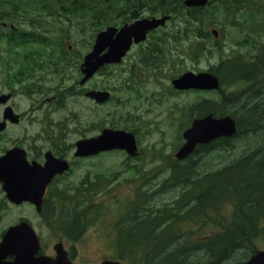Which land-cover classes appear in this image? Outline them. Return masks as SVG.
I'll return each instance as SVG.
<instances>
[{
    "label": "rangeland",
    "instance_id": "1",
    "mask_svg": "<svg viewBox=\"0 0 264 264\" xmlns=\"http://www.w3.org/2000/svg\"><path fill=\"white\" fill-rule=\"evenodd\" d=\"M250 1L248 9L236 11L230 16L224 10L230 2H216L221 10L214 17L207 14L205 23L201 25L209 33L207 39L200 38L195 33L200 25L191 20L188 8L183 9L186 13L176 8L172 12L175 16L172 14L167 25L154 32L144 44L135 46L122 64L108 68L103 74H97L83 87L79 84L82 79L80 65L91 50L99 31L90 25V21L78 22L75 18L68 19L58 13L53 16L38 11L33 16L36 26H30L26 21L12 22L0 16V37L3 36L0 40V95L13 94L9 105L21 114L20 123L7 129L0 143V155L13 144H19L27 149L31 159L52 151L73 162L71 173L59 178L51 188V200L61 206L63 203L58 201L61 192L65 195L76 194L78 189H82L83 181H94L96 177L102 180L106 178L104 182L99 179L101 187L106 185L104 192L100 190L97 195L79 199L84 206L85 200L91 199L92 203L89 205L97 209L91 213L87 232L79 242L50 234L43 218L26 207L17 209L7 205L6 221L19 216L29 217L44 242L51 244V249L52 245L62 241L69 249L83 252L88 261L102 256L117 257L115 226L127 211L128 204L140 200L145 202L143 206L161 208L171 206L177 200L180 187H162V182L170 171L169 164L176 159L175 154L184 143L183 132L196 117L197 105L204 99H221V94L215 91H177L172 86V80L188 71L208 72L220 61L238 55L252 60L263 53L264 0ZM44 2L51 11L57 8L60 10V3L49 0H36L38 4L35 9L42 10ZM172 8L173 5L168 7ZM229 10L231 11L230 8ZM251 11L254 12V18H247ZM153 13L155 12L151 11L145 15L151 17L159 14ZM127 18L128 16L117 18L114 25L127 22ZM255 23L261 28H257V32ZM12 24L17 28L16 36L21 31L46 36L51 48L40 49L45 54L44 59L49 60V52L55 51L56 55L53 54V57L57 59L52 58L58 62L63 59L65 69L61 73L53 70V66L48 70L39 69L34 79L28 81L33 83V87L29 89L28 82L12 83L10 77H14L22 69V61L27 56L25 54L28 51L36 52L40 48L36 43L9 44L5 37L12 31ZM186 26H189L188 30ZM213 30H217L218 38L212 34ZM157 45L163 48L161 52L147 57L148 48ZM12 46L14 47L11 48ZM152 60L160 64L150 66ZM242 85L237 83L222 89L225 94H230L242 89ZM69 88L72 95H67ZM87 89L108 90L112 93V100L97 105L83 95L81 90ZM227 108L230 112L235 111L231 109V105ZM104 128L135 132L139 156L129 158L124 151H112L97 157L76 158V142L97 136ZM242 148L241 146L240 149ZM229 158V151L219 150L210 157H205L202 164L221 167ZM142 192H145V196L140 197ZM2 198L0 189V200ZM6 202L9 201L6 199ZM219 209L220 219H216V222L213 219L206 220L204 223L217 224V230L220 231L221 226L229 221L226 218L234 212L235 205L225 201ZM177 228L178 237L183 240L188 233L196 241L207 238V234L211 232L204 225L199 226L186 220ZM197 231L203 235H196ZM253 247L255 251L264 249V232L253 239ZM247 253L251 252L236 250L222 264H236ZM142 254L135 257L143 259ZM143 262L146 263V260L139 264Z\"/></svg>",
    "mask_w": 264,
    "mask_h": 264
},
{
    "label": "trees",
    "instance_id": "2",
    "mask_svg": "<svg viewBox=\"0 0 264 264\" xmlns=\"http://www.w3.org/2000/svg\"><path fill=\"white\" fill-rule=\"evenodd\" d=\"M60 3V10L51 11L46 2L42 4V10L35 9L36 0H0V16L12 22L26 21L31 26H36L33 16L38 11L55 16L56 13L64 15L68 19L75 18L78 22L90 21V25L99 31L116 23L117 18L127 19L131 17L132 0H49ZM184 0H148V4H156L154 11L173 12L183 10ZM224 3L226 0H209L206 7L186 9L189 15L198 23L197 36L207 39L209 33L202 28L205 16L221 10L216 2ZM225 14L230 16L236 11L248 9L250 0H228ZM178 4V5H177ZM173 5L172 9H168ZM253 7V5H252ZM251 7V9H253ZM231 9V11L229 10ZM250 9V10H251ZM186 10H183L184 12ZM229 10V11H227ZM129 11V14H128ZM186 13V12H185ZM221 13H224L221 11ZM254 12L246 17H253ZM133 19V18H132ZM257 19L255 20V22ZM190 24V23H188ZM187 24V25H188ZM187 30L189 26H186ZM255 23V32H257ZM264 30V28L262 29ZM7 42L13 45H24L26 43L38 42L49 45L46 36H40L34 32H19L16 36L14 29L6 36ZM247 43V41L245 42ZM48 48V46H44ZM163 48L156 46L152 54L161 52ZM200 49V48H199ZM199 51V50H198ZM201 51V49H200ZM54 52V51H52ZM149 52V53H150ZM262 54L256 56L252 61L244 59L241 55L232 59L220 61L211 72L215 73L221 80L220 101L204 99L197 105L196 117H202L212 113L216 116L230 114L237 119L239 131L233 138H222L209 145L199 146L197 150L185 160H173L169 164V174L162 182V187L181 188L177 200L171 206L153 208L143 206L145 202L140 200L128 204L127 211L118 221L116 229L118 258L139 264H222L231 257L236 250H247L242 262L255 252L253 239L264 232V49ZM148 53V55H149ZM211 53V52H210ZM151 55V54H150ZM27 56L26 58H29ZM47 64L53 66V70L61 73L65 67L62 60L59 62L52 58ZM25 58V59H26ZM35 61V60H34ZM151 64H154L152 60ZM160 64V63H159ZM154 64L150 66H157ZM52 65V66H51ZM42 64L30 62L22 66L14 77H10L12 83L28 82L37 73L36 68ZM101 68L103 74L108 68ZM9 81V82H10ZM242 83L240 90L225 94L223 87ZM33 83L28 82V89ZM68 89L67 95L71 94ZM231 105L235 111L227 110ZM244 143V144H243ZM243 147L240 149V147ZM229 151L230 158L224 166H206L202 164L204 158L210 157L216 151ZM101 178L94 181H83L82 189L78 193L65 195L61 192L58 201L66 204H79L75 208L45 207L43 217L46 219H58L63 233L69 239L76 240L86 231L90 224L91 213L97 209L89 205L91 199H86V206L79 201L81 197H92L100 190L104 192L106 185L101 187ZM106 178L102 182H104ZM145 196V192L139 194ZM51 195L45 203L51 202ZM233 203L234 212L227 216L229 220L217 230V224H205L204 221L220 219L219 207L223 203ZM82 203V204H81ZM82 205V206H81ZM55 213H60L56 215ZM195 222L196 225H204L211 229L207 238L194 241L191 233L183 240L178 237L177 226L183 221ZM216 229V230H212ZM174 231V234H173ZM201 236L200 232L195 233ZM143 259L135 256H140ZM189 258V259H188ZM142 263V264H143ZM238 263V262H237Z\"/></svg>",
    "mask_w": 264,
    "mask_h": 264
},
{
    "label": "water",
    "instance_id": "3",
    "mask_svg": "<svg viewBox=\"0 0 264 264\" xmlns=\"http://www.w3.org/2000/svg\"><path fill=\"white\" fill-rule=\"evenodd\" d=\"M208 0H186L187 6H205ZM169 17L141 19L132 24L121 27L110 26L100 31L94 46L84 59L81 84H85L98 69L107 65L122 62L133 42L140 43L146 40L149 31L163 26ZM217 36V31L214 30ZM173 85L179 90L199 89L215 90L220 87L219 78L212 73L202 72L195 74L186 72L173 80ZM86 96L97 103H104L110 99V92L103 90H90ZM10 95L0 97V104L10 99ZM5 119L19 122V116L11 108L5 111ZM5 122L0 121V131L5 128ZM238 131V125L229 115L215 117L213 114L193 120L191 126L184 132L185 143L175 154L178 160L186 158L193 153L198 145L207 144L220 137L234 136ZM76 157H88L101 152L122 150L132 157L138 155V145L133 133L125 130L105 128L96 137L85 138L77 142ZM70 169L67 160L56 158L51 152L46 155L44 164L27 161L26 152L21 148H15L0 158V181L4 183L7 198L20 204L28 201L42 211V204L47 192V186L58 174H63ZM16 229L21 231H9L0 245V257L10 251L16 254V260L0 264H72L61 244L56 246L59 255L56 259L38 258L33 255L40 248V241L28 223H21ZM100 264H122L119 261L106 260ZM238 264H264V250L255 252L247 261Z\"/></svg>",
    "mask_w": 264,
    "mask_h": 264
},
{
    "label": "flooded vegetation",
    "instance_id": "4",
    "mask_svg": "<svg viewBox=\"0 0 264 264\" xmlns=\"http://www.w3.org/2000/svg\"><path fill=\"white\" fill-rule=\"evenodd\" d=\"M156 4H152L151 6L148 4V0H132V5H131V18L132 20L130 22H133L135 20L144 18V17H149L147 15H145L147 12H151V10L153 8H156ZM159 13V14H157ZM129 14V11H128ZM153 14H157V17H162L165 15H170L171 16V12H162L161 10L153 13ZM130 15V14H129ZM156 16V15H154ZM172 17V16H171ZM152 33L149 34V37ZM27 54H29V56H33L35 59L40 60V61H45L46 59H44V53L41 51H36V52H27ZM30 58H26L22 61V65L21 66H27L28 63H30ZM48 70V69H46ZM43 71V70H40ZM14 97V95H12ZM12 97V98H13ZM7 105H0V110H2V114H0V117L3 116L4 110L6 108ZM19 124V123H17ZM15 123H10L8 122L6 124V128L2 131H0V143L3 140L4 135L7 132V129L9 128V126L11 125H17ZM14 148H23L22 146H20L19 144H13L10 148L6 149L2 155H0V157L5 156L10 150L14 149ZM25 149V148H24ZM25 151L27 152V157L30 161L33 160H37L39 162H44V157H45V153H42L41 155L34 157V158H30L27 149H25ZM50 188V186H49ZM0 189L3 193V198L0 200V245L2 244L4 237L6 236V234L11 231H21V229H16V227H18L23 221L28 222L29 224H31L34 229L36 230V227L32 224V221L29 219V217H21L19 216L17 219H10L6 221V206L10 205L13 206V208H17V209H21L22 207H26L29 210H33L35 212H37L36 210V206L34 204L28 203V202H24V203H20V204H16L13 202H6V193L4 190V183L2 181H0ZM79 204H63V206H61L58 203H47L45 205H43V207H50V208H75V207H79ZM56 215L60 214V213H55ZM46 226L49 228V232L50 234H55V235H61L63 236L64 239L70 240L68 237H66L63 233L62 228L59 225H54L55 223H59L60 220L58 219H47V220H42ZM37 231V230H36ZM38 232V231H37ZM39 234V232H38ZM40 236V241H41V249L37 252L34 253L33 257L34 259H38V258H50V259H56L59 255V252L55 249L56 248V244L61 242L64 245V248L66 249V255L68 260L73 263V264H97V263H101L102 261L106 260V259H110L111 258H98L96 260L93 261H88L85 259V256L83 255L84 253L79 251V250H72L69 249L68 247H66V245L64 244V242L62 241H58L57 243H55L54 245H52V249H51V244H47L44 242L43 238ZM85 236V235H84ZM83 236V237H84ZM82 237V238H83ZM81 238V239H82ZM80 240V239H79ZM78 239H76L74 242H79ZM2 251V250H0ZM61 253H65V252H61ZM87 253V252H86ZM16 258V254H12L10 251L7 252L6 255H4L3 257H0V262L1 263H6V262H12L13 260H15Z\"/></svg>",
    "mask_w": 264,
    "mask_h": 264
}]
</instances>
